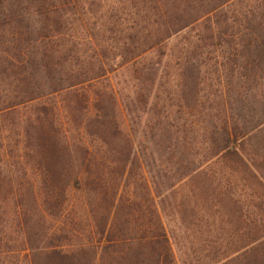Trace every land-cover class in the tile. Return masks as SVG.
Masks as SVG:
<instances>
[{
    "label": "trees",
    "instance_id": "16d2710c",
    "mask_svg": "<svg viewBox=\"0 0 264 264\" xmlns=\"http://www.w3.org/2000/svg\"><path fill=\"white\" fill-rule=\"evenodd\" d=\"M182 229L264 264V0H0V264H178Z\"/></svg>",
    "mask_w": 264,
    "mask_h": 264
},
{
    "label": "rangeland",
    "instance_id": "374dc122",
    "mask_svg": "<svg viewBox=\"0 0 264 264\" xmlns=\"http://www.w3.org/2000/svg\"><path fill=\"white\" fill-rule=\"evenodd\" d=\"M175 45L176 42H172ZM203 236L197 231L175 230L172 246L178 264H208V251L202 247ZM213 264H224V261Z\"/></svg>",
    "mask_w": 264,
    "mask_h": 264
}]
</instances>
